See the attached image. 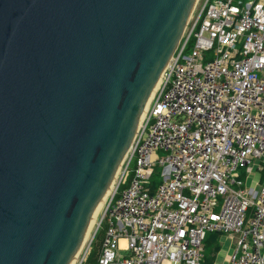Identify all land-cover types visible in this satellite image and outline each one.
<instances>
[{"label": "water", "instance_id": "95a60500", "mask_svg": "<svg viewBox=\"0 0 264 264\" xmlns=\"http://www.w3.org/2000/svg\"><path fill=\"white\" fill-rule=\"evenodd\" d=\"M197 0H0V264H70Z\"/></svg>", "mask_w": 264, "mask_h": 264}, {"label": "built area", "instance_id": "2783aa9c", "mask_svg": "<svg viewBox=\"0 0 264 264\" xmlns=\"http://www.w3.org/2000/svg\"><path fill=\"white\" fill-rule=\"evenodd\" d=\"M184 33L79 264H204L209 233L264 264V0H203Z\"/></svg>", "mask_w": 264, "mask_h": 264}, {"label": "rangeland", "instance_id": "374dc122", "mask_svg": "<svg viewBox=\"0 0 264 264\" xmlns=\"http://www.w3.org/2000/svg\"><path fill=\"white\" fill-rule=\"evenodd\" d=\"M202 2H203V0H197V3H196V5H195V7H194V9L192 11V14H191V17H190L189 22L187 24V27L185 29V32L188 30V28L189 29L191 28V25H192V17L195 16L196 13L198 12V10L200 9V7L202 5ZM119 167H121V165ZM255 168L256 167H254V169ZM119 173H120V169H119ZM118 175H117V177L115 179V182L118 179ZM156 182H159V180H157ZM247 182L248 183L250 182V178L248 179ZM113 189H114V186L111 189V192L109 193V195L112 193ZM109 195H108V197H109ZM103 210L97 216V219L98 220H95V218L93 216V220L91 222L92 228H91V225H90L91 233L89 234V237L87 238V240H85V242L82 244V247L80 249V252L77 253V255H76L77 257L75 256V258H76L75 264H79V261L82 259L83 255L85 253L89 252V251H90L89 261H93L94 260L95 255H96V253H97V251L99 249L100 240H101V238L103 236L104 228H105V224L104 223H102L101 226H99V227L97 225L98 222L101 220V217L103 216V213H104ZM220 243H221L220 251H219V253L217 255L216 254V249L213 248L211 242H208V245L206 246V249H205L204 264H212L214 262V259H215L214 264H227V262L226 263L224 262L225 261V258L227 256V253L228 254L232 253L234 246H233L232 241L230 240V238H226V236H222L221 237ZM121 253L122 254H126V251L125 250H122ZM92 257H93V259H92Z\"/></svg>", "mask_w": 264, "mask_h": 264}, {"label": "bare ground", "instance_id": "6f19581e", "mask_svg": "<svg viewBox=\"0 0 264 264\" xmlns=\"http://www.w3.org/2000/svg\"><path fill=\"white\" fill-rule=\"evenodd\" d=\"M193 9H194V8H193ZM184 34H185V33H184ZM184 34H183V35H184ZM162 78H163V74L160 76V79H158V80L156 81V83H155V85H154V87H153V90H152V92H151V95H150V97H149V99H148V101H147V103H146L145 108H144L143 115H142V117H141L140 122L143 120V118H144V116H145V114H146V110H147L148 104H149L151 98L153 97V94L155 93V91H156L157 88L159 87V85H160V83H161V81H162ZM119 169H120V167L117 169V171H116V173H115V175H114V177H113V179H112V181H111V183H110L109 189H108L107 192L105 193L103 199L101 200L100 204L98 205L97 209L95 210V212H94V214H93L95 220H98V219H97V216H98V215L101 213V211L104 209L105 205L107 204V202L109 201L110 197L113 195V193H114V191H115L116 184H117V180H116V182H115V179H116L117 175L119 174ZM250 181H251V183H254V182H255V174H254V173L251 174V179H250ZM113 186H114V189H113L112 193L109 195V193L111 192V189L113 188ZM108 195H109V197H108ZM107 197H108V198H107ZM106 199H107V200H106ZM93 216H92V219H91V221H90V223H89L88 229H87V231H86V233H85L83 243L85 242V240H87V238L89 237V234L91 233V228H92L91 222H92V220H93ZM99 223H100V221L98 222L97 225H99ZM90 225H91V228H90ZM81 247H82V246H81ZM80 249H81V248H80ZM80 249H79L78 253L80 252ZM228 256H229V255H228ZM76 257H77V256H76ZM75 261H76V258L74 257V259L71 261L70 264H75Z\"/></svg>", "mask_w": 264, "mask_h": 264}, {"label": "trees", "instance_id": "16d2710c", "mask_svg": "<svg viewBox=\"0 0 264 264\" xmlns=\"http://www.w3.org/2000/svg\"><path fill=\"white\" fill-rule=\"evenodd\" d=\"M191 45H192V43H191ZM156 180V179H155ZM154 180V184H156V181ZM220 234L219 233H209L207 236V238H206V242H205V245L207 246L208 245V242H211V244H212V246H213V248H215L216 249V254L218 253V251H219V249H220V244H219V242H218V236H219ZM215 246V247H214ZM92 259H93V257H92ZM91 259V260H92Z\"/></svg>", "mask_w": 264, "mask_h": 264}, {"label": "crops", "instance_id": "0c3cea01", "mask_svg": "<svg viewBox=\"0 0 264 264\" xmlns=\"http://www.w3.org/2000/svg\"><path fill=\"white\" fill-rule=\"evenodd\" d=\"M221 237H222V236H220V235L218 236V242H219L220 246H221V243H220V241H221ZM226 238H228V237L226 236ZM219 251H220V249H219ZM219 251H218V253H219ZM218 253H217V255H218ZM228 255H229V254L227 253V256H226L225 261H224L225 263L227 262V259H228V257H229ZM214 262H215V259H214ZM214 262H213V263H214Z\"/></svg>", "mask_w": 264, "mask_h": 264}]
</instances>
